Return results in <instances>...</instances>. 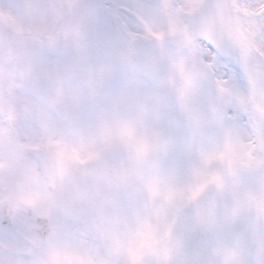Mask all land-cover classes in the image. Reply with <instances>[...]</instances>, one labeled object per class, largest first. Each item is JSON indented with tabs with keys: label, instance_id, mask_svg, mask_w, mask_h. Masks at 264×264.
<instances>
[{
	"label": "snow or ice",
	"instance_id": "1",
	"mask_svg": "<svg viewBox=\"0 0 264 264\" xmlns=\"http://www.w3.org/2000/svg\"><path fill=\"white\" fill-rule=\"evenodd\" d=\"M0 264H264V0H0Z\"/></svg>",
	"mask_w": 264,
	"mask_h": 264
}]
</instances>
